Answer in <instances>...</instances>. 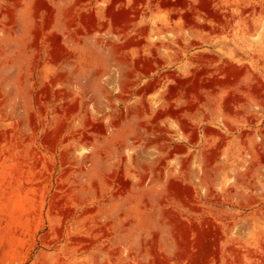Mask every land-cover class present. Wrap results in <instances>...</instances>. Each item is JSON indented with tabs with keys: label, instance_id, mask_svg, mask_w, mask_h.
<instances>
[{
	"label": "rangeland",
	"instance_id": "obj_1",
	"mask_svg": "<svg viewBox=\"0 0 264 264\" xmlns=\"http://www.w3.org/2000/svg\"><path fill=\"white\" fill-rule=\"evenodd\" d=\"M0 264H264V0H0Z\"/></svg>",
	"mask_w": 264,
	"mask_h": 264
}]
</instances>
